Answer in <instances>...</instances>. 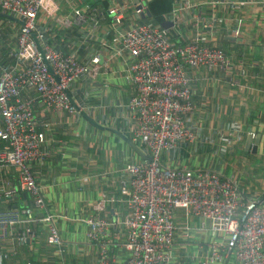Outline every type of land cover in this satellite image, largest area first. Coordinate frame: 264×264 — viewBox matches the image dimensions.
<instances>
[{"label": "built area", "instance_id": "2783aa9c", "mask_svg": "<svg viewBox=\"0 0 264 264\" xmlns=\"http://www.w3.org/2000/svg\"><path fill=\"white\" fill-rule=\"evenodd\" d=\"M151 1L0 0V11L23 21L16 46L8 55L11 62H0V139L7 143L0 150V164L12 166L18 173V183H10L5 195L9 201L22 192L32 197V206L0 212V235L16 245L33 239L31 228L14 232L12 227L38 222L33 207L46 204L31 163L47 156L41 150L47 136L40 126L48 128L49 124L39 123L32 100L24 99V94L34 91L52 111L90 116L97 107L74 102L73 84L80 80L93 83L103 75L116 74L133 86L134 94L125 104L132 118L129 132L150 159L129 163L120 184L130 258L118 262L104 245L97 264H172L178 210L209 222L212 240L201 264L231 258L239 264H264V191L246 200L239 183L215 169L169 166L162 161L165 153L170 158L181 156L183 148L202 134V128L191 120L197 112L194 88L199 69L206 71L204 79L209 83L222 81L238 87L258 66L257 60L250 68L241 65L219 43L224 41L227 47L238 44L243 18L229 16L225 26L229 32L223 35L219 23L223 6L243 2L172 0L171 10L164 14V20L172 24L166 27L154 15L141 17ZM101 23L112 25L113 55L121 57L115 68H111L107 51L79 56L88 39L87 28L96 31ZM72 29L79 34L71 44L66 45V39L57 42L60 33ZM101 123L107 125V119ZM217 133L223 138L225 130ZM51 219L52 215L44 218ZM88 224L91 240H99L108 225L99 218L89 219ZM185 229L189 236L191 228ZM47 241L56 246L63 243L55 224L49 225ZM8 255L0 241V264Z\"/></svg>", "mask_w": 264, "mask_h": 264}, {"label": "crops", "instance_id": "0c3cea01", "mask_svg": "<svg viewBox=\"0 0 264 264\" xmlns=\"http://www.w3.org/2000/svg\"><path fill=\"white\" fill-rule=\"evenodd\" d=\"M236 1L243 3L222 7L219 25L221 34H226L229 32L225 27L227 18L242 17V35L234 47L231 43L227 47L224 41L219 43L231 51L237 46L236 60L241 65L250 68V63L257 60L258 66L250 70V75L238 87H230L222 81L209 83L204 79L206 71L199 69L194 88L197 112L191 120L194 126L202 128V134L183 148L181 156L170 158L165 153L162 161L169 166L215 169L222 177L238 182L242 196L249 200L250 196L259 197L264 191V0ZM10 22L18 28L21 26L19 22ZM78 34V29L73 30L66 45ZM87 34V42L79 56L86 58L107 51L111 68L121 64V57L113 55L114 33L110 23H101L96 31L87 28ZM133 94V86L116 74L103 75L93 83L80 80L73 84L74 102L86 100L97 107L90 116L98 126L83 113L69 115L48 109L34 91L24 94V99L32 100L39 123L49 124L48 128L40 126L47 136L41 149L47 156L31 163L46 204L44 208L33 207L39 221L30 224L35 237L29 243L16 245L9 237L0 235L3 249L11 256L6 264H97L104 245L116 261L124 263L130 258L125 247L127 210L121 201L120 184L129 163L146 160L130 141L148 155L141 144L132 140L129 132L132 118L125 104ZM104 118L107 125L101 123ZM219 129L225 130L223 138L217 133ZM6 144L0 139V150ZM10 183H18L17 171L12 166L0 164V212L32 206V197L25 192L15 200H7L5 189ZM49 215L52 219L44 220ZM91 218L108 223L99 240L88 237ZM175 220L178 230L171 263L201 264L212 237L209 222L187 217L183 210L177 211ZM50 224L58 227L63 241L61 246L48 243ZM186 226L191 228L189 236ZM26 228L24 223L12 227L14 232ZM218 264L239 263L231 258Z\"/></svg>", "mask_w": 264, "mask_h": 264}, {"label": "trees", "instance_id": "16d2710c", "mask_svg": "<svg viewBox=\"0 0 264 264\" xmlns=\"http://www.w3.org/2000/svg\"><path fill=\"white\" fill-rule=\"evenodd\" d=\"M90 1L93 4L99 3V0H90ZM171 7H172V0H152L150 3V9L152 10L154 17L158 13L167 14L171 10ZM0 19L4 20L6 22H10V20L3 18V17H0ZM73 30H75V29L60 33V35L56 38L57 42H60L62 39L67 40L69 37V34H71L73 32ZM8 33L9 32L7 30H5L4 33H2V35L0 36V62L1 63L11 62V58H9L8 55H9L10 51L13 49V45L11 43V39L8 37ZM50 42L55 43V40L50 39ZM236 48H237V46H236ZM236 48H234V50L231 51L230 49H227L226 47H224L225 51L230 53V54L231 53H233V54L237 53L238 50ZM238 53H240V51ZM12 206H13V204L10 205V208H12ZM26 226H27V228H30L28 225H26ZM26 229H24L23 231H25ZM32 231H34V230L32 229ZM211 240H212V237H211ZM10 257H11L10 254L7 257H4L2 264H6L7 259H9Z\"/></svg>", "mask_w": 264, "mask_h": 264}, {"label": "rangeland", "instance_id": "374dc122", "mask_svg": "<svg viewBox=\"0 0 264 264\" xmlns=\"http://www.w3.org/2000/svg\"><path fill=\"white\" fill-rule=\"evenodd\" d=\"M155 18H156V20H158V21L160 20L162 22L165 18V15L163 13H158L155 15ZM3 28H4V31L7 30L9 32L8 36H10L11 43H12L13 48H14L16 46L17 36L19 34L18 26L14 25L12 22H6V21L0 19V36L3 33ZM89 82H91V81H89ZM84 94L87 97V100H89L87 92H85ZM83 98H84V95H83ZM79 102L82 103L83 105H86V106H89V104H90L86 100L84 102H82V101H79Z\"/></svg>", "mask_w": 264, "mask_h": 264}, {"label": "water", "instance_id": "95a60500", "mask_svg": "<svg viewBox=\"0 0 264 264\" xmlns=\"http://www.w3.org/2000/svg\"><path fill=\"white\" fill-rule=\"evenodd\" d=\"M149 1H151V0H149ZM146 16H149V17H151V16H153V12H152V10L151 9H149L148 11H147V14L145 13V14H142V18H146ZM0 17H3V18H6V19H8V20H10V21H15V22H19L20 24H23V21L22 20H19L17 17H14V16H11V15H9L8 13H5V12H2V11H0ZM163 22V24L166 26V27H169V26H171V22L170 21H166V20H163L162 21ZM88 119H89V121L91 122V123H93L94 125H97L98 126V124L93 120V118L92 117H90L89 115H87V114H85V113H83ZM130 143H131V145L141 154V155H143V157L145 158V159H150V156H148V155H144L143 154V152H142V150L135 144V143H133L132 141H130ZM2 233V231L0 230V234ZM27 242L29 243L30 242V239H28L27 240Z\"/></svg>", "mask_w": 264, "mask_h": 264}]
</instances>
